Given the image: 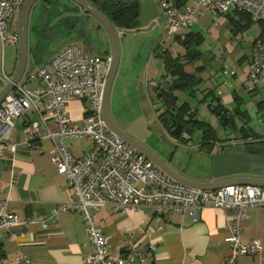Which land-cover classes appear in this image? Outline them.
Returning <instances> with one entry per match:
<instances>
[{"label": "crops", "instance_id": "obj_1", "mask_svg": "<svg viewBox=\"0 0 264 264\" xmlns=\"http://www.w3.org/2000/svg\"><path fill=\"white\" fill-rule=\"evenodd\" d=\"M68 1L44 0L43 3L56 4V8L61 6L62 11H54L51 8L47 13V20H54L50 25L51 30L72 21L67 28V40L55 51L69 44L81 47L78 38L71 33L76 32L77 24L74 22H81L86 14L80 15V8ZM136 1L139 6V30L123 32L117 28L120 33V58L113 89L120 78L129 82L134 80L137 84L136 87L133 85L132 91L143 87V96L147 94L157 99L155 86L165 80L164 59L160 58L159 53L167 49L171 58L180 59L184 71L198 81L192 88V94L184 90L174 91L178 98L177 104L188 102L190 107L197 111L196 118L208 122L216 131L218 139L214 140L212 150L205 152L201 139L194 140L187 132L174 137L159 120L155 122L163 140L150 131L139 136L125 126L117 125L176 173L194 180L212 179L215 156L227 149L242 150L248 146H259L250 144L243 132L238 131L239 128H248L251 135L264 137V84L250 88L245 83L253 42L261 30L255 35H249V17L238 12L228 11L216 19L205 12L189 29L166 38L163 35L165 23L161 18L160 0ZM168 2L173 8L181 9L190 5L192 0ZM89 16L85 18V27L90 22L89 25L98 34L97 40L102 44L103 52L93 54L86 50L88 48L82 51L90 55L111 56V43L106 30L96 19L90 20ZM44 24L48 25L47 22ZM139 31L143 33H140L142 37L137 42L134 37ZM83 34L81 27L79 39ZM196 37L199 41L197 45L194 44ZM183 38L189 39L190 46H194L188 48L183 40L180 41ZM35 42L28 40L25 73L36 67L51 69L50 60L56 52L46 56L43 52L39 54L38 44ZM190 49H193V52L188 56ZM224 70L229 73L224 74ZM230 71L234 73L231 74ZM6 74L12 76V73ZM169 80L167 77L166 81ZM5 82L6 78L0 71V87ZM20 82H25V79ZM41 84L40 80L27 82L29 87ZM86 105V100L68 99L66 110L69 117L74 122H81ZM209 107L226 111L233 116L228 118L231 119L233 127L225 128L215 115L216 111L211 112ZM33 117L30 113L19 118L9 132L8 139L21 143L23 124ZM113 120L115 121L114 118ZM233 138L237 139L235 144L224 143ZM68 143L75 157L81 156L92 145L91 141L85 138L69 139ZM53 151V142L43 139L29 148L21 144L17 151L0 158V203H6L20 221L9 230L0 229V264H25L18 259L20 254L26 255L37 264H86L85 258L91 252V244L82 215L78 211H62L55 218L51 217L55 205L72 195L66 178L58 173L51 161ZM176 155L181 159L186 158V165L176 163ZM194 157L200 159L199 169L195 164L189 166V161ZM231 214L232 211L206 207L201 210L199 219L191 222L187 214L175 211L157 219L151 205L126 212H120L114 207L92 211L94 224L100 226L108 237V249L113 257L125 256L126 247L134 243L146 255L143 262L136 258L133 264H226L228 245L224 242V237L228 234L227 225L230 223ZM31 216L41 221L48 220L47 227H43L41 221L21 223ZM248 216L243 222L241 241L259 239L262 251L257 255H240L235 264L264 263V208H252L248 211ZM158 226H161L160 230ZM10 234L15 236L11 238ZM150 241L155 243L153 252L148 250Z\"/></svg>", "mask_w": 264, "mask_h": 264}, {"label": "built area", "instance_id": "obj_2", "mask_svg": "<svg viewBox=\"0 0 264 264\" xmlns=\"http://www.w3.org/2000/svg\"><path fill=\"white\" fill-rule=\"evenodd\" d=\"M24 0H0V68L6 82L10 77L4 71V50L8 44H19L14 28ZM161 18L165 23L164 37H171L189 29L199 17L208 12L213 19L228 11L246 14L251 21L259 22L264 29V0H192L181 9L173 8L168 0H160ZM110 56L85 54L77 44L60 48L50 60L51 69L36 67L26 72L25 82L20 81L0 103V158L14 153L24 145L29 148L40 140L53 142L51 161L72 189L69 199L57 203L51 217L62 211H78L87 227L91 252L86 264H133L146 255L137 244L126 247V255L113 257L108 249V237L94 224L92 211L114 207L120 212L151 205L157 219L175 211L187 214L191 222L199 219L202 209L212 207L232 211L228 234L226 264H235L240 255H257L262 251L259 239L241 241L243 222L252 208H264V187L255 185H227L204 190L179 183L157 168L153 162L128 146L119 136L111 133L101 117V102ZM229 71L224 70V74ZM230 73H234L230 71ZM40 80L41 85L27 86V82ZM5 82V83H6ZM246 84L254 88L264 84V35L254 39L252 57L248 64ZM89 101L84 107L82 121L74 122L66 110L68 99ZM22 127V142L8 139L9 132L21 117L29 114ZM88 139L92 145L75 157L69 139ZM248 141L264 137H246ZM236 138L224 143L235 144ZM41 221L35 216L23 220L28 224ZM43 220V227H47ZM20 221L6 203H0V229H11ZM161 229V226H158ZM15 235L10 234L13 238ZM153 252L155 243H148ZM18 259L25 264H37L26 255ZM259 264H264L260 262Z\"/></svg>", "mask_w": 264, "mask_h": 264}, {"label": "water", "instance_id": "obj_3", "mask_svg": "<svg viewBox=\"0 0 264 264\" xmlns=\"http://www.w3.org/2000/svg\"><path fill=\"white\" fill-rule=\"evenodd\" d=\"M36 1L24 0L20 8L17 28L19 34L17 66L10 79L0 87V103L9 92L14 90L16 84L25 73L28 56L29 17L30 11ZM70 1L80 8V15L88 14L96 19L104 27L110 39L111 56L102 94L101 117L111 133L119 136L128 146L153 162L168 177L186 186L204 190L219 189L227 185H255L264 187V146H248L242 150L227 149L213 158L212 179L194 180L176 173L152 151L138 143L136 139L120 128L113 120L109 111L110 90L120 58V33L111 20L93 5L92 1ZM161 106L162 104L159 103L157 108L160 109ZM215 115L221 121H226L230 117L226 111L222 110L216 111ZM182 127L181 123L173 120L170 125L172 135L179 137Z\"/></svg>", "mask_w": 264, "mask_h": 264}, {"label": "rangeland", "instance_id": "obj_4", "mask_svg": "<svg viewBox=\"0 0 264 264\" xmlns=\"http://www.w3.org/2000/svg\"><path fill=\"white\" fill-rule=\"evenodd\" d=\"M65 2H69L68 0H61ZM46 2V1H45ZM44 0H37L31 11H30V17H29V26H28V40L29 42L36 41L35 43L38 44V53H42L46 56L48 54H51L53 52H56L59 47H61L65 41L68 38V29L69 24L72 23V21L66 23L62 27H58L55 30L50 29V25L52 21L49 22L47 20V13L49 12V9H53L54 11H62L61 6L59 5L56 8V4H43ZM70 6H73L72 3H69ZM20 13V11H19ZM87 15V14H86ZM83 16V19H81L78 22H74L77 25L75 26L76 32L71 33V35L76 36L78 40L80 41V45L82 47V50L85 51L88 50L90 53H102L103 47L100 41L97 39V32L93 30V28L89 25L90 22L87 24V28L85 27L86 23V17ZM90 20L96 21L92 16H89ZM18 19L19 15L16 18V21L14 23V27L18 28ZM46 19V20H45ZM75 20V18H73ZM89 21V20H87ZM44 24V23H46ZM261 24L259 22L250 21L248 25V34L249 35H255L256 33H259L261 30ZM84 31L83 35H80L81 38L79 39L80 30ZM65 29V30H63ZM78 29V30H77ZM37 31V33H36ZM70 31V30H69ZM139 33V34H137ZM135 33L134 39L138 41V39H141L142 35L140 33L143 32H137ZM131 35V34H130ZM158 36L156 37L157 40ZM90 39V40H89ZM84 40H88L85 41ZM157 43V42H156ZM19 44H8L5 47L4 50V69L6 73H12L15 71V68L17 66V60H18V47ZM145 60V59H144ZM29 66V64H28ZM27 66V68H28ZM1 71V69H0ZM26 77V73L22 76V80H24ZM134 81V80H133ZM129 82L127 79L120 78L117 80L115 89H113L114 83L112 82L111 90H110V97H109V111L110 114L115 119L116 123L120 126H125L129 131L133 132L134 134H137L139 136H143L148 131L153 132L155 135L160 138V140H163L159 131L160 129L157 127L155 120H159V116L161 115L163 109H158L157 106L159 105V102L157 99H154L151 96L144 95L143 96V87H139L138 91L133 90V85L137 84V82ZM142 82V81H141ZM136 87V86H135ZM142 93V94H141ZM89 101H87V104ZM194 110V108H193ZM160 121V120H159ZM258 124L259 123H253ZM191 135L193 136L194 140L196 138L198 140L202 139V134L200 130H194ZM165 144V142L163 141ZM237 147V146H236ZM174 160L176 163L180 164L181 166L186 165L187 159L186 158H179L177 155L174 156ZM193 164L197 165V168L199 169L201 166L200 159L199 158H192V160L189 161V166H192Z\"/></svg>", "mask_w": 264, "mask_h": 264}, {"label": "trees", "instance_id": "obj_5", "mask_svg": "<svg viewBox=\"0 0 264 264\" xmlns=\"http://www.w3.org/2000/svg\"><path fill=\"white\" fill-rule=\"evenodd\" d=\"M92 3L111 20L116 28L120 29L121 31L132 32L134 30H139L137 29L139 6L136 0H92ZM240 14L244 16L246 15L244 13ZM248 20L251 21L250 18H248ZM262 34L264 35L263 26L261 29V35ZM182 40L189 48V39L183 38L180 41ZM194 44H199L197 37L194 41ZM157 50L158 48L155 49V52ZM192 50L193 49L188 50V56L192 55ZM159 56L160 58L164 59L165 68V75L163 77V80H165L162 84H157L154 90L156 92L157 100L162 104L161 108L163 109L161 115L159 116V120L163 123L168 131H171L170 125L173 120L182 124L183 127L181 133L187 132L191 135L194 130H200L202 134V148H204L205 152H210L212 150L214 140L218 139L216 131L210 126L208 122L201 121L196 118L197 111L195 109L193 110L188 102L184 101L181 104H177L178 98L174 94L175 90L188 91L189 94L194 93L192 88L197 84L198 81L194 79L193 75L187 74L184 71L183 63L180 61V59L175 60L171 58V55L167 49L161 51ZM167 77L170 78V83L166 81ZM209 108L211 112L217 111V109L214 107ZM220 122L225 128L233 127V125H231V119L226 121L220 120ZM238 131L243 132L242 134L245 136V138L248 136L257 137V135H251V133L248 131V128L241 127L238 129ZM257 138H259V136ZM249 143L253 145L264 146V140L249 141Z\"/></svg>", "mask_w": 264, "mask_h": 264}, {"label": "flooded vegetation", "instance_id": "obj_6", "mask_svg": "<svg viewBox=\"0 0 264 264\" xmlns=\"http://www.w3.org/2000/svg\"><path fill=\"white\" fill-rule=\"evenodd\" d=\"M18 15H19V13H18ZM18 15H17V17H18Z\"/></svg>", "mask_w": 264, "mask_h": 264}]
</instances>
